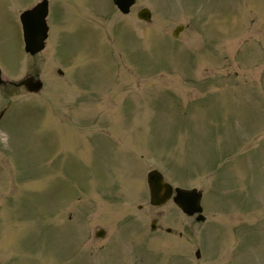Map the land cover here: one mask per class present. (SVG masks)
<instances>
[{"label":"rangeland","instance_id":"1","mask_svg":"<svg viewBox=\"0 0 264 264\" xmlns=\"http://www.w3.org/2000/svg\"><path fill=\"white\" fill-rule=\"evenodd\" d=\"M37 1L0 0V264H264V0H50L31 57ZM153 168L203 191L204 222L150 205Z\"/></svg>","mask_w":264,"mask_h":264},{"label":"water","instance_id":"2","mask_svg":"<svg viewBox=\"0 0 264 264\" xmlns=\"http://www.w3.org/2000/svg\"><path fill=\"white\" fill-rule=\"evenodd\" d=\"M116 4L127 13L130 10V6L134 3V0H115ZM48 14L47 2L39 4L36 8L26 11L22 14V22L24 25V38L26 42V50L31 54H36L45 47V39L47 38L48 27L45 19ZM141 17L149 18V10H144L140 13ZM181 28V27H180ZM179 29L176 31L178 33ZM1 72H0V83ZM30 91H38L42 87L40 81H34V78H28L21 82ZM148 182L151 191L152 204L161 205L168 200L172 195V187L170 184L164 181V178L160 172L153 170L148 173ZM177 195L174 201L178 204L182 210L193 215L196 212H201L202 207L200 205L202 194L193 190H184L177 188ZM199 220H203L204 217L200 215Z\"/></svg>","mask_w":264,"mask_h":264},{"label":"flooded vegetation","instance_id":"3","mask_svg":"<svg viewBox=\"0 0 264 264\" xmlns=\"http://www.w3.org/2000/svg\"><path fill=\"white\" fill-rule=\"evenodd\" d=\"M137 3H138V0H136V4H135V6H137ZM135 6L132 7V9H131V13H132V10L134 9ZM143 8H144V7H143ZM143 8H141V9H143ZM119 12H120V11H119ZM131 13H130V14H131Z\"/></svg>","mask_w":264,"mask_h":264}]
</instances>
